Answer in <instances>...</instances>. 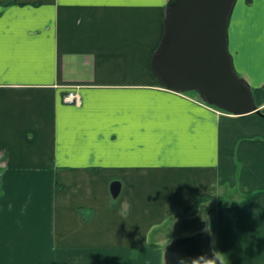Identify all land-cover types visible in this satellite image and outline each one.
I'll return each mask as SVG.
<instances>
[{
	"label": "crops",
	"instance_id": "1",
	"mask_svg": "<svg viewBox=\"0 0 264 264\" xmlns=\"http://www.w3.org/2000/svg\"><path fill=\"white\" fill-rule=\"evenodd\" d=\"M167 1L0 0V264H162L206 223L224 264H264V118L161 85ZM227 37L264 113V0Z\"/></svg>",
	"mask_w": 264,
	"mask_h": 264
},
{
	"label": "water",
	"instance_id": "2",
	"mask_svg": "<svg viewBox=\"0 0 264 264\" xmlns=\"http://www.w3.org/2000/svg\"><path fill=\"white\" fill-rule=\"evenodd\" d=\"M236 0H168L162 35L150 66L166 89L196 91L202 101L235 116L255 113L250 83L234 69L228 51L227 29ZM121 183L111 181L113 198ZM162 264H224L212 245L208 223L193 234L171 239Z\"/></svg>",
	"mask_w": 264,
	"mask_h": 264
},
{
	"label": "built area",
	"instance_id": "3",
	"mask_svg": "<svg viewBox=\"0 0 264 264\" xmlns=\"http://www.w3.org/2000/svg\"><path fill=\"white\" fill-rule=\"evenodd\" d=\"M65 102L68 103H74V104H79L80 103V98L77 92L75 91H68L65 93L63 97Z\"/></svg>",
	"mask_w": 264,
	"mask_h": 264
},
{
	"label": "trees",
	"instance_id": "4",
	"mask_svg": "<svg viewBox=\"0 0 264 264\" xmlns=\"http://www.w3.org/2000/svg\"><path fill=\"white\" fill-rule=\"evenodd\" d=\"M156 47H157V45H156ZM155 47V48H156ZM154 48V49H155ZM210 197H208V196H206V195H202V196H199L198 198H196V202H202V201H206V200H208ZM190 208V207H189Z\"/></svg>",
	"mask_w": 264,
	"mask_h": 264
},
{
	"label": "rangeland",
	"instance_id": "5",
	"mask_svg": "<svg viewBox=\"0 0 264 264\" xmlns=\"http://www.w3.org/2000/svg\"><path fill=\"white\" fill-rule=\"evenodd\" d=\"M194 94H195V96L197 95V97H198V99L202 102V103H204L201 99H200V97L198 96V94L196 93V92H194ZM217 110H219V109H217ZM220 111V110H219ZM262 111V110H261Z\"/></svg>",
	"mask_w": 264,
	"mask_h": 264
}]
</instances>
